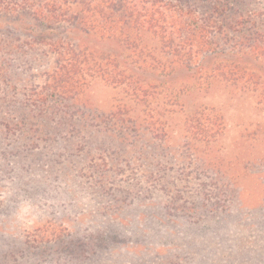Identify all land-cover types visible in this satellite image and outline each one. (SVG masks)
Segmentation results:
<instances>
[{
	"label": "rangeland",
	"instance_id": "obj_1",
	"mask_svg": "<svg viewBox=\"0 0 264 264\" xmlns=\"http://www.w3.org/2000/svg\"><path fill=\"white\" fill-rule=\"evenodd\" d=\"M208 1L189 2L203 13ZM222 1L247 23L223 21L217 49L173 52L145 29L136 49L57 31L125 63L121 83L88 77L74 99L36 103L56 85L48 47L0 52V179L46 209L12 235L0 203V264H264V0ZM7 20L0 39L17 48L42 32Z\"/></svg>",
	"mask_w": 264,
	"mask_h": 264
},
{
	"label": "trees",
	"instance_id": "obj_2",
	"mask_svg": "<svg viewBox=\"0 0 264 264\" xmlns=\"http://www.w3.org/2000/svg\"><path fill=\"white\" fill-rule=\"evenodd\" d=\"M189 1L0 0V16L8 19L7 23L12 18H18L21 22L24 20L33 24L35 28L42 29L38 38L34 30L30 31L31 36L28 41L31 42H23L20 48L11 42L3 43L0 39V52L10 55L14 49L20 50L23 46L30 50L36 45L48 47L58 62L57 72L49 76L56 85L50 86L52 92L38 94L36 103L44 104L54 96L74 99L78 96V92L87 86L88 77L89 79L100 77L108 82L112 81L113 84L121 83V78H118L119 64L121 66L124 62L110 52L92 50L77 42L75 38L72 41L61 38L57 31L68 26L71 27L69 29L82 31L87 36L94 33L103 39L117 38L127 49H136L133 41L140 34L137 33L135 37L134 30L139 32L140 29H145L163 40L175 42L173 46L178 48L171 49L173 52H179L178 49L183 46L193 49V42L196 39L204 40L199 46L202 47L201 49L211 47L217 49L216 46L221 45L213 40L218 34H224L223 21L229 18L231 23L239 27L247 23L245 21L239 24L235 19L232 20L230 15L233 9L226 7L222 0L208 1L211 2L210 6L203 13ZM240 17L244 16L240 15ZM258 37L264 38V32ZM257 42L246 39L243 46L248 50H254L259 48ZM6 64L0 58V69ZM130 79L140 81V76L134 74ZM149 87L151 90L155 89L154 84ZM141 92L147 94L148 90Z\"/></svg>",
	"mask_w": 264,
	"mask_h": 264
},
{
	"label": "clouds",
	"instance_id": "obj_3",
	"mask_svg": "<svg viewBox=\"0 0 264 264\" xmlns=\"http://www.w3.org/2000/svg\"><path fill=\"white\" fill-rule=\"evenodd\" d=\"M83 199L86 203L89 198L84 194ZM5 201H10L12 204V211L4 221V227L10 234H27L42 223L45 207L31 197L19 196L16 178L11 175L0 179V203Z\"/></svg>",
	"mask_w": 264,
	"mask_h": 264
}]
</instances>
